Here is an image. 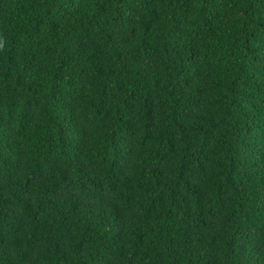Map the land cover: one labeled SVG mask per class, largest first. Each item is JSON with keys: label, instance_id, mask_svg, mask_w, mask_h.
<instances>
[{"label": "trees", "instance_id": "obj_1", "mask_svg": "<svg viewBox=\"0 0 264 264\" xmlns=\"http://www.w3.org/2000/svg\"><path fill=\"white\" fill-rule=\"evenodd\" d=\"M0 264H264V0H0Z\"/></svg>", "mask_w": 264, "mask_h": 264}]
</instances>
